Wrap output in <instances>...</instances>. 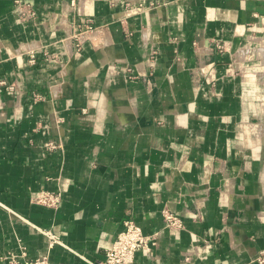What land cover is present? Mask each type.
<instances>
[{
  "label": "crops",
  "instance_id": "crops-1",
  "mask_svg": "<svg viewBox=\"0 0 264 264\" xmlns=\"http://www.w3.org/2000/svg\"><path fill=\"white\" fill-rule=\"evenodd\" d=\"M69 1L0 0V264H264V0Z\"/></svg>",
  "mask_w": 264,
  "mask_h": 264
},
{
  "label": "built area",
  "instance_id": "built-area-1",
  "mask_svg": "<svg viewBox=\"0 0 264 264\" xmlns=\"http://www.w3.org/2000/svg\"><path fill=\"white\" fill-rule=\"evenodd\" d=\"M77 0H70L69 4L74 5ZM19 4L18 1H16ZM19 17L22 20L30 19L34 17L35 12L27 4L25 7L18 9ZM221 48V45H218ZM44 146L48 149H54L57 144L48 140L44 143ZM35 201L43 205L56 207L60 202V193L58 191L43 190L36 196ZM164 220L166 226L169 228H179L182 225V220L171 212H164ZM40 229V228H39ZM44 231L45 229H41ZM49 238V246L55 243H60V239L57 235H54L50 231H44ZM152 237L146 236L142 233L139 225L135 223L132 218H125L122 221V227L115 235L111 244L105 248V257L101 261H89L90 264H133L135 253L146 247L148 241ZM25 252L22 250L20 256L24 257ZM12 252L1 255V259L6 264H65V263H53L49 260L48 255H40L35 258H22L20 259ZM253 260L257 263H264V248L259 250Z\"/></svg>",
  "mask_w": 264,
  "mask_h": 264
}]
</instances>
